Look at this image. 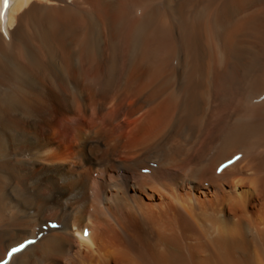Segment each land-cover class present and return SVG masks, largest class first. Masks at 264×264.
I'll return each instance as SVG.
<instances>
[{"label": "bare ground", "instance_id": "1", "mask_svg": "<svg viewBox=\"0 0 264 264\" xmlns=\"http://www.w3.org/2000/svg\"><path fill=\"white\" fill-rule=\"evenodd\" d=\"M262 94L264 0H7L0 258L264 264Z\"/></svg>", "mask_w": 264, "mask_h": 264}, {"label": "snow or ice", "instance_id": "2", "mask_svg": "<svg viewBox=\"0 0 264 264\" xmlns=\"http://www.w3.org/2000/svg\"><path fill=\"white\" fill-rule=\"evenodd\" d=\"M7 5V0H5V7ZM85 235H87V232H85ZM33 243V241L29 240L24 243H21L18 247H12L7 253L6 258L3 260H0V264H9L10 259L14 256V254H17L21 252L26 245Z\"/></svg>", "mask_w": 264, "mask_h": 264}]
</instances>
